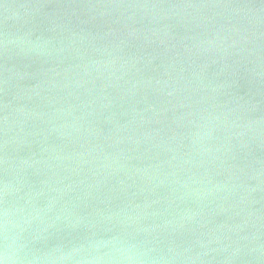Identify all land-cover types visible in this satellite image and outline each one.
<instances>
[{
    "label": "water",
    "instance_id": "obj_1",
    "mask_svg": "<svg viewBox=\"0 0 264 264\" xmlns=\"http://www.w3.org/2000/svg\"><path fill=\"white\" fill-rule=\"evenodd\" d=\"M264 264V0H0V264Z\"/></svg>",
    "mask_w": 264,
    "mask_h": 264
},
{
    "label": "clouds",
    "instance_id": "obj_2",
    "mask_svg": "<svg viewBox=\"0 0 264 264\" xmlns=\"http://www.w3.org/2000/svg\"><path fill=\"white\" fill-rule=\"evenodd\" d=\"M134 259H135V258L132 257V256H128V257H126V260L129 262V264H132V262H133Z\"/></svg>",
    "mask_w": 264,
    "mask_h": 264
}]
</instances>
